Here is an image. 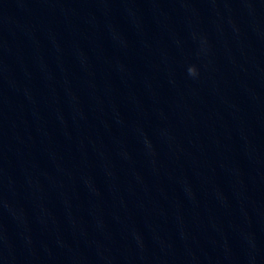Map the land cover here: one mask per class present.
<instances>
[{"label": "water", "instance_id": "1", "mask_svg": "<svg viewBox=\"0 0 264 264\" xmlns=\"http://www.w3.org/2000/svg\"><path fill=\"white\" fill-rule=\"evenodd\" d=\"M0 264H264V0H0Z\"/></svg>", "mask_w": 264, "mask_h": 264}, {"label": "clouds", "instance_id": "2", "mask_svg": "<svg viewBox=\"0 0 264 264\" xmlns=\"http://www.w3.org/2000/svg\"><path fill=\"white\" fill-rule=\"evenodd\" d=\"M187 71H188L189 75H193V76L196 75V73H197V69L194 65H190L188 67Z\"/></svg>", "mask_w": 264, "mask_h": 264}]
</instances>
